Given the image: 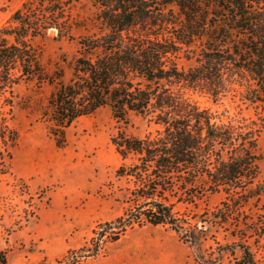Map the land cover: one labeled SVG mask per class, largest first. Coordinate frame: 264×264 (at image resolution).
<instances>
[{
  "label": "trees",
  "instance_id": "obj_1",
  "mask_svg": "<svg viewBox=\"0 0 264 264\" xmlns=\"http://www.w3.org/2000/svg\"><path fill=\"white\" fill-rule=\"evenodd\" d=\"M74 3L25 0L0 27V165L19 139L9 119L21 82L50 86L41 115L59 146L67 143L68 127L103 107L119 120L147 115L154 131L141 137L121 128L112 136L126 205L94 229L93 251L147 224L167 226L191 245L202 243L213 226L227 239L215 236L218 253L229 251L235 264H264L258 153L264 119L202 107L190 93L264 103V0H95L93 26L79 35ZM53 31L77 42L69 73L66 56L53 70L42 60L37 40ZM193 44L200 50L185 68L178 58ZM218 192L224 197L214 208H179H199ZM81 250L64 260L75 264ZM215 251L199 263L222 264ZM0 264H10L3 249Z\"/></svg>",
  "mask_w": 264,
  "mask_h": 264
},
{
  "label": "rangeland",
  "instance_id": "obj_2",
  "mask_svg": "<svg viewBox=\"0 0 264 264\" xmlns=\"http://www.w3.org/2000/svg\"><path fill=\"white\" fill-rule=\"evenodd\" d=\"M24 1L0 0V27ZM73 14L83 24L75 29L76 35L91 29L95 0H75ZM37 42L49 70L66 56L64 66L69 73V61L77 54L75 40L53 31ZM199 50L198 44L185 47L179 63L185 68L194 65ZM14 92L9 122L19 139L6 166L0 165V250L7 251L10 264H68L64 258L83 247L75 264H200V256L208 258L213 249L222 264H235L229 251L218 253L215 236L223 243L227 239L223 229L213 226L202 243L191 245L167 226L147 224L130 229L117 240L104 241L94 252L98 236L94 229L122 214L126 205L125 180L117 175L122 159L112 136L123 128L142 137L157 125L149 116L135 112L127 120H119L110 107H103L68 127L67 143L59 146L41 115L50 86L24 81ZM190 93L202 107L258 122L264 119V103L231 94L215 102L207 94ZM258 153L260 178L264 179V131L258 138ZM223 197L222 192L213 193L199 208H179L202 211L214 208Z\"/></svg>",
  "mask_w": 264,
  "mask_h": 264
}]
</instances>
